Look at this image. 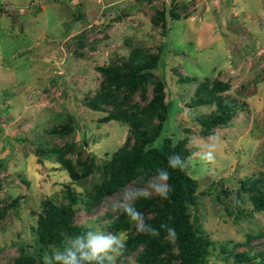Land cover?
<instances>
[{"label":"rangeland","instance_id":"obj_1","mask_svg":"<svg viewBox=\"0 0 264 264\" xmlns=\"http://www.w3.org/2000/svg\"><path fill=\"white\" fill-rule=\"evenodd\" d=\"M136 49L157 58L126 104L143 105L153 81L163 82L170 112L155 142L187 137L184 171L195 180L196 200L189 212L212 240L207 264H248L238 254L264 264V210L253 208L248 187L264 192V0H0V264H17L20 252L33 257L21 264H44L55 247L36 246V216L46 201L67 204V186L77 198L76 224L125 237L111 226L122 210L112 206L154 176L85 203L100 164L132 139L125 121L103 119L109 104L86 102L104 84L99 68L124 67ZM213 79L227 82L221 94L236 110L202 134L196 117L214 103L192 101L196 83ZM114 93L120 98L123 89ZM212 137L216 160L206 163L198 145ZM52 149L78 173L90 162V171L72 179ZM115 264L140 263L133 251Z\"/></svg>","mask_w":264,"mask_h":264},{"label":"trees","instance_id":"obj_2","mask_svg":"<svg viewBox=\"0 0 264 264\" xmlns=\"http://www.w3.org/2000/svg\"><path fill=\"white\" fill-rule=\"evenodd\" d=\"M161 24L163 16L161 15ZM134 50L123 62V66L107 65L100 67L104 84L100 90L86 103L94 109H101L109 104V110L103 119H119L125 121L131 131V141L123 143L100 166L99 180L93 185L92 192L85 203L93 205L104 195L112 193L134 179H145L155 176L160 169L169 172L168 185L170 192L168 199L159 196L138 197L132 200L137 211L145 209V223L159 231V236L138 233L132 225L133 221L121 210L112 219L111 226L115 230H126V241L122 256L136 251V259L140 264H207V255L212 246L211 238L190 218L189 206L195 204V180L185 173L184 168L171 169L168 167V156L179 153L184 159L189 153L186 145L187 137L183 136L175 141L168 135H162L158 142L155 139L160 134L166 120L170 106L164 100V85L159 80L153 81L152 95L143 105L138 103L126 104V98L140 88L149 75L148 68L154 66L156 54L140 53ZM142 51V50H140ZM228 87L227 82L219 79L211 81L201 80L195 86V98L192 104L214 103V109L208 114L196 117L200 125V133L207 134L212 127L226 124L234 115L236 106L221 94ZM123 89L122 96L117 98L114 91ZM113 90V91H112ZM125 104V105H124ZM154 119V121L152 120ZM56 159L62 163L72 179L90 171V162L78 173L70 160L63 156V152L55 149ZM39 161V156H37ZM245 184L244 180L240 181ZM249 199L254 209L264 210V192L255 183L249 184ZM212 189V188H210ZM209 191V190H208ZM69 202L57 205L46 201L43 211L36 216L34 227V242L41 251H50V247L62 250L65 240L86 232L73 221L72 203L76 197L71 189L66 190ZM216 196V195H215ZM171 217V219H169ZM167 225L176 231L173 241L165 228ZM237 259H244L248 264H262V260H254L245 254H238ZM33 257L20 252L14 262L31 263Z\"/></svg>","mask_w":264,"mask_h":264},{"label":"clouds","instance_id":"obj_3","mask_svg":"<svg viewBox=\"0 0 264 264\" xmlns=\"http://www.w3.org/2000/svg\"><path fill=\"white\" fill-rule=\"evenodd\" d=\"M217 138H210V142L198 145V153L201 161L214 163L216 160ZM168 167L171 169H181L185 167V159L179 154L174 153L167 158ZM170 174L165 169L158 170L145 190L125 191L122 202L113 204V210L122 209L123 212L135 222L134 227L138 233L149 234L153 237L159 236V231L145 223L144 215L137 211L130 203L138 197H149L153 193L162 199H168L170 186L168 180ZM171 219V217H169ZM165 228L168 236L174 241L176 231L167 225ZM126 241L121 235L104 233L102 231H86L83 234L67 238L63 249H53L51 255L43 257L44 264H115L125 250Z\"/></svg>","mask_w":264,"mask_h":264}]
</instances>
